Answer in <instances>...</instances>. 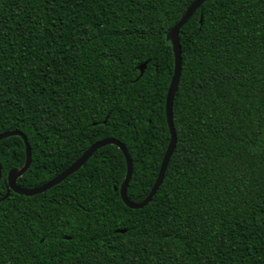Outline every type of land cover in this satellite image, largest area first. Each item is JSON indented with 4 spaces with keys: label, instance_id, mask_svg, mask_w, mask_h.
<instances>
[{
    "label": "trees",
    "instance_id": "obj_1",
    "mask_svg": "<svg viewBox=\"0 0 264 264\" xmlns=\"http://www.w3.org/2000/svg\"><path fill=\"white\" fill-rule=\"evenodd\" d=\"M195 1L0 0V134L32 152L21 188L113 138L129 200L148 197L171 141L167 34ZM180 44L177 145L153 200L124 204L126 159L105 146L0 201V264H264V0H207ZM25 161L21 137L0 141V198Z\"/></svg>",
    "mask_w": 264,
    "mask_h": 264
},
{
    "label": "water",
    "instance_id": "obj_2",
    "mask_svg": "<svg viewBox=\"0 0 264 264\" xmlns=\"http://www.w3.org/2000/svg\"><path fill=\"white\" fill-rule=\"evenodd\" d=\"M207 0H196L186 11L180 22L172 28L168 34H167V41L172 44V49L174 53L175 58V71L174 76L170 84V88L167 93V100H166V117H167V123L171 134V141L168 146V149L165 153L158 178L150 191L148 197L139 203H134L129 200L128 198V187L132 179L133 175V161L131 159V156L129 154V151L127 148L118 140L113 138H107L100 140L90 146L71 166H69L64 172L50 180L49 182L43 184L40 187L32 188V189H25L21 188L18 185V180L21 178L30 168L32 164V152L31 147L28 142V139L26 136L20 132V131H10L0 134V141L18 136L21 137L24 141V144L26 146V161L23 167L21 168H14L11 169L8 174L7 179V193L4 197L0 198V201L6 200L10 196V192L13 191L16 194L24 195V196H35L41 193L46 192L47 190L53 188L54 186L60 184L63 182L66 178H68L70 175L77 172L81 167H83L86 162L94 156V154L100 150L101 148H104L108 145H115L119 147L120 150H122L127 164V173L124 182L122 183L119 191L121 198L124 202V204L130 208V209H142L145 206H147L154 198L158 190L163 184L165 174L168 168V165L170 163V160L174 154V151L176 149L177 145V134L175 131L174 123H173V104L175 95L178 90L180 76H181V68H182V50H181V44H180V31L181 29L187 24V22L191 19V17L201 8V6L206 2ZM203 16H201V23H202ZM147 63L142 64L139 67L140 75L142 76L146 70ZM2 179V165L0 164V181ZM118 191V189H116ZM121 233H125L126 230L119 231Z\"/></svg>",
    "mask_w": 264,
    "mask_h": 264
}]
</instances>
